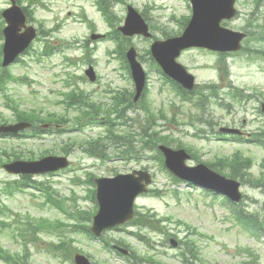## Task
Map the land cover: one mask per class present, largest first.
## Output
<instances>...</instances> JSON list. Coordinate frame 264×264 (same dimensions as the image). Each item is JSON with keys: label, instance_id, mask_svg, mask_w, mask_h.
Returning a JSON list of instances; mask_svg holds the SVG:
<instances>
[{"label": "rangeland", "instance_id": "obj_1", "mask_svg": "<svg viewBox=\"0 0 264 264\" xmlns=\"http://www.w3.org/2000/svg\"><path fill=\"white\" fill-rule=\"evenodd\" d=\"M9 3V0H0V9L7 7ZM29 3V0H23V5ZM128 4L146 12L148 20L155 26V30L152 31L158 39L167 38L166 34L169 33L172 36L179 35L184 27L183 18L190 12L187 0L186 2L185 0H119L117 3L112 0L109 10L114 11L116 27L123 24ZM237 6L240 9L239 15L231 20H225L224 25L247 32L243 45L256 48V53L244 52L243 48L238 52H229L226 56V64L219 62L220 53L190 49L181 55L179 61L196 75L201 84L219 85L222 95L229 92V86L226 85L246 89V93L253 97L250 101L243 103L233 101L229 110H226L213 100L208 110L210 114L206 113L204 117L210 118L209 116L214 115L213 121L221 120L223 124L237 123V126L243 125L246 130L255 133L264 125L262 110L264 0H261L259 5L254 0H238ZM82 14H86L96 23L97 32L106 33L110 29L97 7L96 0H42V3L37 4L33 13V24L40 27L42 23V27L47 31L51 28L55 31L50 32V36L35 42V51L24 54L22 56L24 61L9 67L15 75L27 78L12 82L7 91L17 100L21 109L37 106L42 108L43 113L53 110L58 113L65 112L66 105L58 104L57 101L62 98V92L76 86L90 94V100L103 102L105 107H108L112 99L104 94L106 91L134 88L130 72L124 67L119 54L115 52V43L108 38L90 40L91 29L82 19ZM250 21L253 24H250ZM46 41L56 46L71 41L73 45L63 52L47 57L42 55ZM0 42L3 43V40ZM152 42L153 38L143 36L133 37L128 42L136 47L139 60L147 73V92L142 102L139 104L137 102V107L124 111V117L117 120L116 123L125 121V124L116 126L115 134H134L128 140L134 139V149L137 151L141 145V138L137 137L136 132L142 125H146L148 130L152 127L165 129V133H171L175 139L172 144L184 143L186 147L198 153L200 161L204 163L213 161L218 156L231 155L240 149L253 158V166L249 171L254 176H260L263 171L260 165L264 159L263 147L248 142L216 139L212 131L207 132L210 135L209 138H199L193 133L196 132L197 127H205L204 125L197 121L191 125L183 124L188 123L189 116L197 114L199 110L196 111L188 102H184L160 75L150 50ZM90 58L94 60L100 77L99 83L90 82L84 74L90 64L88 62ZM69 78L73 81L72 84L67 83ZM2 92L4 90H0V114L11 119L9 122H14L15 117L11 109L7 107V100ZM225 97L226 102H229L230 96L226 94ZM147 103L154 112L153 117H159L162 108L169 119L159 118L154 126L151 114L143 109ZM74 113L76 111L70 110V121L63 123L62 129L72 128L71 121ZM173 115L175 118L172 120ZM244 120L246 123L243 124ZM85 128L81 131L66 130L60 134L46 133L41 137H0V159L4 160L10 158L4 151L12 156L13 152H21L26 156L30 155V151H34L39 157L41 150L57 145L58 151L63 152V147L73 142L69 152L73 167L71 165L68 169L54 175L35 176L38 182H43L44 189L28 187L11 192L7 190V187L6 190H2L0 243L6 249L20 254L28 251L30 257L25 261L26 264H72L71 261H65L56 255L58 252L56 254L53 252V246L58 244L63 236L71 247L80 249L92 262L98 264H126L127 259H131L130 253L138 254L141 257V264H154L150 256L167 264H183L180 252L186 248V244L179 243L178 247H174L170 243V238L175 237L184 241L185 236L190 235L193 238L190 245L198 254L197 257L190 253L185 256L191 264H244L251 258L243 250L244 247L253 248L258 255L253 264H264V232L259 233L257 237L249 231H244L232 218L222 197L214 198L200 187L192 188L184 182L173 181L152 158L154 151L143 152L139 160L133 157L126 159L118 153L128 149V146H119V148L117 143L107 141L105 148L103 147L104 154L108 157L106 160L88 155L84 151L86 141L99 135L104 136L106 128L100 125ZM205 129L209 130L207 126ZM119 142L124 144L126 141L123 138L119 139ZM56 153L58 154L57 151ZM128 156H134V154ZM188 163L197 164L198 161L191 159ZM144 166L155 173V182L152 187L160 189L162 196L149 193L139 197L138 210L151 209L158 219L165 217L170 222H156L161 230L160 233L149 231L144 228V225L139 228L137 225H126L121 226L123 229L116 228L105 232V237L114 243H116L115 239L124 240V245L129 247L124 245L122 247L129 249L128 254H118L112 248H105L102 240H91L81 230L73 231L68 224L75 219L64 209L46 199V192H52L65 209L79 207L90 210L93 203L86 199L89 194L88 185L75 183L73 181L75 175L84 176L88 171H92L97 176H114L117 173H127ZM224 170L228 172L227 167ZM240 172L245 173V170ZM15 178L17 177L0 168V188L5 187ZM246 181L242 186L243 192L247 195L244 209L255 211L259 206L264 207L262 188L254 181ZM42 218L52 221L55 224L54 228L33 234L28 227L32 229L33 222L36 223ZM179 220H182V223H178ZM139 230L143 239L147 241H140L137 236L130 233ZM0 264L8 263L0 259Z\"/></svg>", "mask_w": 264, "mask_h": 264}, {"label": "water", "instance_id": "obj_2", "mask_svg": "<svg viewBox=\"0 0 264 264\" xmlns=\"http://www.w3.org/2000/svg\"><path fill=\"white\" fill-rule=\"evenodd\" d=\"M194 1V16L190 24V28L187 34L181 38L176 39L172 42L165 43L169 44L171 54L166 55L161 49H157L155 46V53L163 63V65L171 71L172 67L175 66L174 59L179 54L180 50L191 46V45H204L215 49H222V47L208 41L209 30L218 28L219 22L224 17L232 15V5L234 0H193ZM5 16L9 22V26L5 29L7 36V43L5 46V62L4 64L10 63L16 55L22 51L33 39L34 34L29 31L24 33H18V31L24 26L25 17L21 10L17 7L9 9L5 12ZM139 18V17H138ZM137 15L131 10L128 18V25L126 31L134 28L133 23H137ZM137 31V29H136ZM228 33H232L227 30ZM242 37L240 36V39ZM240 39H237V47ZM172 72V71H171ZM179 73H173L178 76ZM25 126V124L11 127V129L18 130ZM169 161L171 157H175L176 160L171 162V168L179 175L196 181L198 183L210 185V182H217L223 184L217 188L235 196L239 184L234 181L226 180L213 172L209 171L205 166L200 165L196 168H189L184 165V161L187 155L184 151L173 152L164 148ZM44 160L42 162H35L24 168L18 164L12 166L13 171H44L54 167L55 164H50ZM43 164V165H41ZM227 181V182H226ZM136 183V184H135ZM98 197L102 210L96 217V222L93 227L96 232H101L106 227L114 225L118 222H123L130 218L132 215V205L135 196L144 190V186L138 181L128 183L125 177L118 176L115 179H101L98 181ZM227 184V185H225ZM213 186V185H211Z\"/></svg>", "mask_w": 264, "mask_h": 264}, {"label": "trees", "instance_id": "obj_3", "mask_svg": "<svg viewBox=\"0 0 264 264\" xmlns=\"http://www.w3.org/2000/svg\"><path fill=\"white\" fill-rule=\"evenodd\" d=\"M20 118H36V119H39L40 117H39V115H37V114H33V113H32V114L22 113V114L20 115ZM161 140H163V137H156L155 142L152 144V146H153V147L156 146L157 143L161 142ZM244 164H245V162H244L241 158H236V160H234V161L232 162L231 166H232V168H233V174H234L235 176H236V175H239L238 170H241L242 167L244 166ZM26 178H29V177H26ZM8 185H9V187H12V186H11V183H9ZM15 188H16V186H15ZM1 251H4V252L7 254L8 257L11 256L10 258H13L12 255H10L8 252H6V251L4 250V248L0 245V252H1Z\"/></svg>", "mask_w": 264, "mask_h": 264}]
</instances>
